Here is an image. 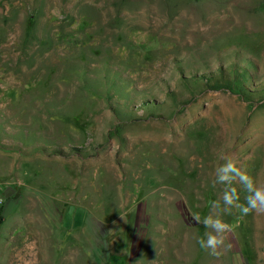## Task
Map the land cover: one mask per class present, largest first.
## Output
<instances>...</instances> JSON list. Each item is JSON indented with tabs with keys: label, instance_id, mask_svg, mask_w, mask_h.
<instances>
[{
	"label": "rangeland",
	"instance_id": "1",
	"mask_svg": "<svg viewBox=\"0 0 264 264\" xmlns=\"http://www.w3.org/2000/svg\"><path fill=\"white\" fill-rule=\"evenodd\" d=\"M226 155L264 182V0H0V264H264Z\"/></svg>",
	"mask_w": 264,
	"mask_h": 264
},
{
	"label": "clouds",
	"instance_id": "2",
	"mask_svg": "<svg viewBox=\"0 0 264 264\" xmlns=\"http://www.w3.org/2000/svg\"><path fill=\"white\" fill-rule=\"evenodd\" d=\"M224 163L215 170V184L224 185L221 200L226 210L237 208L242 215L250 213L264 214V182L257 181L246 168L233 156H223ZM240 185L246 193L244 202L241 203L240 190L234 185ZM213 208L220 207V200L212 202ZM196 222L202 223L206 231L197 243L211 255L220 256L222 251L230 249L227 243V234L232 231V226L221 216L211 213L202 220L199 215L195 217Z\"/></svg>",
	"mask_w": 264,
	"mask_h": 264
},
{
	"label": "trees",
	"instance_id": "3",
	"mask_svg": "<svg viewBox=\"0 0 264 264\" xmlns=\"http://www.w3.org/2000/svg\"><path fill=\"white\" fill-rule=\"evenodd\" d=\"M216 78H211V80L209 81V83L211 84V86H213L215 89H226L232 93H235L233 90H232V81H230V79L228 78H225V76L221 77L220 79L218 80H215V81H212Z\"/></svg>",
	"mask_w": 264,
	"mask_h": 264
}]
</instances>
